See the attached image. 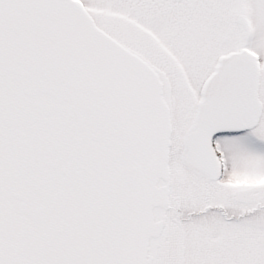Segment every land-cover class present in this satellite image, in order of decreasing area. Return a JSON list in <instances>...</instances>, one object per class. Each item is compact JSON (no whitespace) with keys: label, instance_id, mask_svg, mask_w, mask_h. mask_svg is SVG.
Listing matches in <instances>:
<instances>
[{"label":"snow or ice","instance_id":"1","mask_svg":"<svg viewBox=\"0 0 264 264\" xmlns=\"http://www.w3.org/2000/svg\"><path fill=\"white\" fill-rule=\"evenodd\" d=\"M0 264H264V0H0Z\"/></svg>","mask_w":264,"mask_h":264}]
</instances>
